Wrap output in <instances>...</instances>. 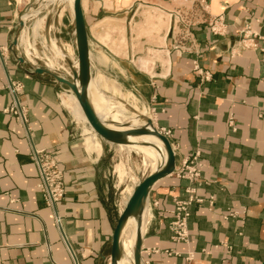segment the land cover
I'll return each instance as SVG.
<instances>
[{"label": "crops", "instance_id": "1", "mask_svg": "<svg viewBox=\"0 0 264 264\" xmlns=\"http://www.w3.org/2000/svg\"><path fill=\"white\" fill-rule=\"evenodd\" d=\"M87 1L83 13L92 75L88 96L94 109L107 122L142 125V118L149 116L155 128L168 129L176 167L198 152L200 180L206 183L197 193L205 200L213 197L211 210L206 201L190 206V240L174 242L169 230L174 199L186 198L189 181L176 172L157 180L142 220L143 264H264V0H204L210 13L223 16L228 28L225 35L194 29L197 54L171 48L170 38L157 47L145 37L138 45L130 35L119 60L133 66L123 70L133 93L122 92L115 84L103 85L117 96L106 95L93 76L98 41L91 27L107 26L102 24L113 13L130 25L138 16L132 8L145 1ZM22 3L0 0V55L5 62L0 59V264H71L65 243L79 264H108L118 216L117 187L110 180L109 166L114 145L104 142L102 148L70 90L61 93L63 88L50 76L23 70L31 68L9 50ZM246 27L254 36L249 35L251 44L244 46L236 31ZM154 48L165 49V61L157 66L156 60L144 70L147 60L141 55ZM131 57H138L136 65ZM73 67L77 69L75 63ZM204 71L210 73L209 79H204ZM6 73L22 85L18 96L26 107L31 139L14 116L3 112L11 101ZM72 119L87 127L78 133ZM32 147L45 150L62 170L65 195L55 209L46 205L38 188ZM120 208L119 202L118 212ZM228 212L236 215L225 218Z\"/></svg>", "mask_w": 264, "mask_h": 264}, {"label": "rangeland", "instance_id": "2", "mask_svg": "<svg viewBox=\"0 0 264 264\" xmlns=\"http://www.w3.org/2000/svg\"><path fill=\"white\" fill-rule=\"evenodd\" d=\"M145 2L133 7L131 13H137V17L129 25L118 17L117 13L110 15V18L102 25H93L91 33L95 34L97 45L93 52V76L100 82L104 93L108 96H117L105 86L115 84L122 92H132V87L129 86L131 82L124 80L123 70H131L133 66L125 61H120L119 57L123 55L129 42L131 40L138 45L142 44L144 37L148 43L155 44L157 47H164V36L168 29V10H172L173 4L164 0H144ZM88 2V1H87ZM106 4V3H105ZM108 5V4H106ZM98 6V3H96ZM87 9V5L85 11ZM23 19V20H22ZM117 19L119 21H117ZM19 20L23 25L19 24ZM119 26V29L116 27ZM108 26L115 27L114 30L109 29ZM135 30H134V29ZM27 31L29 57L33 61H28L24 48L18 46L15 52L25 58V63L31 69L34 67H45L47 58H54L56 60V68L51 70L68 79L71 78V71L69 69L68 60L71 61L72 67L76 61L75 38H74V24L70 11L68 0H23L19 7L17 23L13 29L14 35L18 36L23 30ZM52 41L54 43H52ZM30 44V46H29ZM135 46L138 47V45ZM29 46V47H28ZM106 47L107 50L104 48ZM109 52L112 55H108ZM140 50V48H137ZM56 50V51H55ZM163 48L148 49L141 56L146 57V64L143 69L152 67V63L157 60V66L164 63L166 55ZM57 51L61 55H57ZM37 55V56H36ZM39 56V57H38ZM160 62V63H159ZM136 65V64H135ZM63 88L61 93H69L67 87L61 85ZM137 105L140 106L136 99ZM127 112L129 107L126 108ZM148 111L146 110V114ZM131 113H128V115ZM73 120V119H72ZM73 125L80 133L84 127H87L86 122H79L76 124L73 120ZM102 148L104 146L101 144ZM123 146V147H122ZM109 155L110 166V180L115 183L117 189L114 195V207L116 213L119 210V202L123 195L126 194V189L131 188L136 183V179L149 172L150 168H143L144 153L139 148L136 151L133 147L121 145L111 146ZM138 149V150H137ZM140 150V151H139ZM122 163L128 172L120 177L117 174V163ZM129 167V168H128ZM116 169V171H115ZM130 171L133 177L130 176ZM127 174V175H126ZM119 175V177H118ZM120 179V180H119ZM128 264V263H127ZM130 264V262H129Z\"/></svg>", "mask_w": 264, "mask_h": 264}, {"label": "built area", "instance_id": "3", "mask_svg": "<svg viewBox=\"0 0 264 264\" xmlns=\"http://www.w3.org/2000/svg\"><path fill=\"white\" fill-rule=\"evenodd\" d=\"M164 1L168 3H174L177 0ZM179 1V4L173 5L172 10L167 11L169 22L165 38L171 39V48L177 49L181 53H199V46L194 35V29L198 27H204L212 35H225L227 33L228 24L225 22L223 16L213 15L210 13L208 4L204 0ZM249 30V27H246L236 31V33L241 36V42L244 46L251 44L247 43L249 35L254 36V33ZM137 58L138 57H131V62L135 64L134 60ZM0 59L4 65L5 62L1 55ZM194 69L199 73L201 72L196 64L194 65ZM202 75L204 79L210 78V73L208 71H204ZM6 88L8 89L11 96V101L6 107L3 108V112L14 116L19 124L23 127L26 136L31 139L26 107L20 102L18 96L22 85L20 82L12 80L10 75L6 73ZM151 110L154 111L155 109L152 108ZM229 125H233V117H230ZM156 129L166 137L170 135V131L168 129ZM198 157V152H194L192 155L181 159L179 166L175 167V172L177 175L188 180L189 184L185 187V193L187 194L186 198L174 199L172 210L173 219L169 223L171 239L174 242L187 243L190 240L187 226L188 218L190 216V206L194 204L201 205L205 201L208 203V210H211L213 206L212 196H209L205 200L197 193V188L200 185L206 183L205 181L200 180L201 163L199 162ZM31 158L38 170V188L42 193L43 199L46 205L55 209V204L65 195L62 170L60 169L57 161L43 149H36L35 147H32ZM235 215V212H228L225 215V218ZM54 221L57 226H60V217L55 210ZM65 245L67 247L68 255L71 259V264H79L72 249L67 243H65ZM225 247L228 250L230 249L229 245H225ZM173 253L178 254L177 252ZM186 258L188 259L189 257L187 256ZM51 264L58 263L51 261Z\"/></svg>", "mask_w": 264, "mask_h": 264}, {"label": "water", "instance_id": "4", "mask_svg": "<svg viewBox=\"0 0 264 264\" xmlns=\"http://www.w3.org/2000/svg\"><path fill=\"white\" fill-rule=\"evenodd\" d=\"M72 15L74 24L73 33L75 38L77 69L73 68L71 61L68 60L71 78L68 79L54 71L46 69L45 67L36 66L33 69L27 70L23 68V70L30 74L48 75L58 84L66 86L68 88L67 90H70L74 94L88 124L99 136L101 144L106 142L110 145L125 146L131 144L128 140L129 137H139L142 135L155 136L162 142L166 153L164 163L154 171L148 172L146 175H143L138 179L123 209L118 212L110 240L108 264H117V261L122 255L120 244L121 231L128 218L131 216L134 217L135 236L132 253V264H143L141 247L146 233L142 230V214L153 184L157 180L175 172V151L170 140L155 128L153 121L149 116L145 117V124L129 125L127 122H106L97 115L88 96V88L92 78L90 62L91 57L88 42V30L84 18L81 0H73ZM19 24L23 25L21 20H19ZM16 46L17 36L14 35L9 46V50L14 54L15 59L20 64H24L25 58L15 52V49L17 48Z\"/></svg>", "mask_w": 264, "mask_h": 264}, {"label": "bare ground", "instance_id": "5", "mask_svg": "<svg viewBox=\"0 0 264 264\" xmlns=\"http://www.w3.org/2000/svg\"><path fill=\"white\" fill-rule=\"evenodd\" d=\"M68 1H69L70 11H71V15H72V2H73V0H68ZM81 5H82V9L84 10L86 8V5H87V0H81ZM72 18H73V15H72ZM28 41H29L28 40V34H27V31L24 29L21 32V34L18 36V38H17V46L16 47H18V46L23 47L24 48L23 50H25V52H26L28 61L29 60L33 61V59L29 57V51H28L29 48H27ZM52 43H54V42L52 41ZM29 46H30V44H29ZM56 54L57 55H61V52L57 51ZM76 65H77V59L75 61V66ZM45 68L49 69V70L55 69L56 68V60L54 58H49L48 57L47 60L45 61ZM143 112H144V110H143ZM97 115L102 120H104L98 113H97ZM142 120H143V124H145L144 123L145 122V117H143ZM129 125H131V124H129ZM128 140H129V142L131 144H128V145H125V146L133 147V148H139L144 153V160H143V165H142L144 169L149 167L150 168L149 172H152V171H154L155 169H157L158 167H160L164 163L165 158H166V153H165V150L163 148L162 142L157 137L149 136V135H142V136H139V137H129ZM116 168H117V172L119 173L120 177H123V174L125 172H128L126 170V168H124V165L121 162L117 163ZM133 175L134 174H132V172L130 171L131 178H135V177H133ZM132 189L133 188L126 189V194L123 195V197L121 198V200H120V207H121L120 211L123 209V207H124L128 197H129V195L132 192ZM145 209H146V204H145L144 211H143V214H142V220L145 219V218L143 219L144 213H145ZM134 228H135V218L131 216V217L128 218L126 224L124 225V227H123V229L121 231L120 244H121V254L122 255L119 258V260L117 261V264H127V263L129 264V262H130V264H132V253H133L134 236H135V229Z\"/></svg>", "mask_w": 264, "mask_h": 264}]
</instances>
